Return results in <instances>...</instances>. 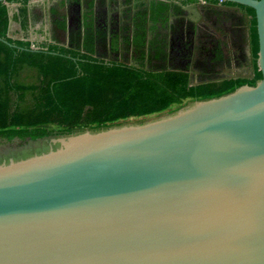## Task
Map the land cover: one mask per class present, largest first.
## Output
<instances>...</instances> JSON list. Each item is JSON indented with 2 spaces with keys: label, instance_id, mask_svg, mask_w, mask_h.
<instances>
[{
  "label": "water",
  "instance_id": "1",
  "mask_svg": "<svg viewBox=\"0 0 264 264\" xmlns=\"http://www.w3.org/2000/svg\"><path fill=\"white\" fill-rule=\"evenodd\" d=\"M198 1L255 10L263 79L146 122L4 148L0 264H264V0Z\"/></svg>",
  "mask_w": 264,
  "mask_h": 264
},
{
  "label": "trees",
  "instance_id": "2",
  "mask_svg": "<svg viewBox=\"0 0 264 264\" xmlns=\"http://www.w3.org/2000/svg\"><path fill=\"white\" fill-rule=\"evenodd\" d=\"M28 1L0 3L2 151L6 147L19 149L31 142L70 136L86 129L100 131L129 120L165 114L175 106L177 110L183 108L187 100L219 98L245 85L254 87L263 79L258 67L256 12L248 7L225 3L247 12L253 77L191 87L184 74H157L102 63L87 53H74L58 46L36 51L29 42L12 40L8 37L7 4L26 5ZM154 4L160 8L159 12L167 11L164 3ZM92 40L86 39L88 44ZM50 127L56 130H49Z\"/></svg>",
  "mask_w": 264,
  "mask_h": 264
},
{
  "label": "flooded vegetation",
  "instance_id": "3",
  "mask_svg": "<svg viewBox=\"0 0 264 264\" xmlns=\"http://www.w3.org/2000/svg\"><path fill=\"white\" fill-rule=\"evenodd\" d=\"M200 2L197 11L180 15L159 12L160 8L151 3L119 32L99 21L96 36L99 40L103 34L107 38L101 40L100 48L87 54L102 63L131 66L143 72L184 74L191 87L252 78V56L249 62H243L234 30L239 14L248 19L247 12L225 3Z\"/></svg>",
  "mask_w": 264,
  "mask_h": 264
},
{
  "label": "crops",
  "instance_id": "4",
  "mask_svg": "<svg viewBox=\"0 0 264 264\" xmlns=\"http://www.w3.org/2000/svg\"><path fill=\"white\" fill-rule=\"evenodd\" d=\"M157 2L164 3L175 15L185 13L182 6L199 9L202 4L196 0H83L79 9L75 0L68 5L65 0H29L26 5L9 3L8 37L29 42L36 51L58 46L74 53L94 52L95 47H101V40L107 38L104 34L100 40L96 36L97 22L109 23L119 32L145 12L148 5ZM87 37L93 38L91 44L87 43Z\"/></svg>",
  "mask_w": 264,
  "mask_h": 264
},
{
  "label": "rangeland",
  "instance_id": "5",
  "mask_svg": "<svg viewBox=\"0 0 264 264\" xmlns=\"http://www.w3.org/2000/svg\"><path fill=\"white\" fill-rule=\"evenodd\" d=\"M234 30L237 33V43L236 44H237L239 55L244 59L243 62L245 60H247L249 62L250 58H251V45H250V37H249V25L246 21L245 15L242 16L239 14L237 19L235 20ZM251 60H252V58H251ZM242 75L245 77L250 76L246 73H244ZM191 101L192 100L185 101V103H184L185 106H186V104H188ZM175 111H177L176 106L172 108L171 112H167V113L161 114V115H153V116H149V117L143 118V119L129 120L127 123H142V122H146V121L158 118V117L166 115V114H171L172 112H175ZM49 130H56V129L50 127ZM86 130H90V129H86Z\"/></svg>",
  "mask_w": 264,
  "mask_h": 264
}]
</instances>
